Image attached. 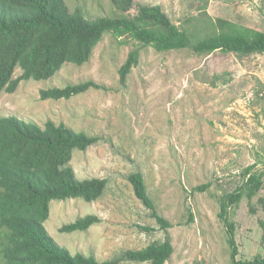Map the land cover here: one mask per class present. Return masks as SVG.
I'll return each mask as SVG.
<instances>
[{"label":"rangeland","instance_id":"obj_1","mask_svg":"<svg viewBox=\"0 0 264 264\" xmlns=\"http://www.w3.org/2000/svg\"><path fill=\"white\" fill-rule=\"evenodd\" d=\"M65 1L90 20L118 14L110 0ZM134 1L161 6L176 25L198 14L194 0ZM208 13L264 31V0H210ZM134 49L141 51L140 63L121 85L119 70ZM20 74L17 69L15 77ZM90 80L106 89L70 100L40 99L43 89ZM10 116L41 127L65 124L100 139L76 150L71 166L79 180L106 179L107 188L96 202L51 203L45 225L58 245L103 262L169 238L174 252L165 264H231L221 201L243 185L247 168L264 171V55L159 53L106 35L83 66L68 64L47 81L22 82L15 93H2L0 117ZM136 172L171 228L161 229L136 198L128 180ZM202 185L209 186L194 192ZM88 215L101 222L87 231L61 232ZM229 222L238 259L264 256V186L252 201L244 197L229 209Z\"/></svg>","mask_w":264,"mask_h":264},{"label":"trees","instance_id":"obj_2","mask_svg":"<svg viewBox=\"0 0 264 264\" xmlns=\"http://www.w3.org/2000/svg\"><path fill=\"white\" fill-rule=\"evenodd\" d=\"M110 1L116 16L90 20L80 10L71 12L65 0H0V95L15 93L22 82L47 81L68 64L83 66L106 35L123 44L132 39L159 53L190 50L201 56L216 51L240 58L264 55V31L211 17L210 0H194L198 14L186 17L181 25L174 24L161 6ZM140 57V49L129 53L119 70L121 85L139 65ZM17 69L21 74L15 77ZM105 89L90 80L43 89L40 99L70 100L90 90ZM99 140L65 124L48 121L41 127L15 116L0 117V264H165L171 258L174 248L169 238L101 262L93 256L72 254L48 232L45 224L53 201L81 199L91 203L103 196L106 179L79 180L71 166L76 150L86 151ZM244 177L243 185L221 201L220 217L229 228L230 261L264 264L262 255L238 259L235 225L229 222V209L244 197L252 201L264 186V171L253 166L245 170ZM128 180L136 198L161 229L171 228L158 213L143 174L132 173ZM208 186L195 187L194 192H203ZM100 222L98 216L88 215L64 225L61 232L87 231Z\"/></svg>","mask_w":264,"mask_h":264}]
</instances>
